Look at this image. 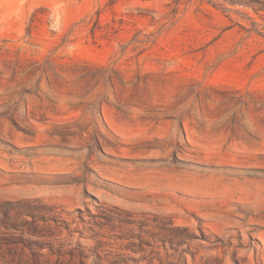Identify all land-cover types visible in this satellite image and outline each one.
Listing matches in <instances>:
<instances>
[{
    "label": "rangeland",
    "instance_id": "rangeland-1",
    "mask_svg": "<svg viewBox=\"0 0 264 264\" xmlns=\"http://www.w3.org/2000/svg\"><path fill=\"white\" fill-rule=\"evenodd\" d=\"M0 264H264V0H0Z\"/></svg>",
    "mask_w": 264,
    "mask_h": 264
}]
</instances>
